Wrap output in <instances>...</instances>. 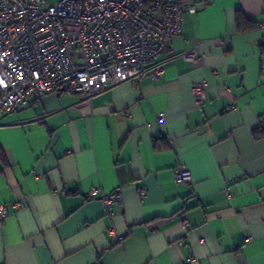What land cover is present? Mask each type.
<instances>
[{"label":"crops","instance_id":"1","mask_svg":"<svg viewBox=\"0 0 264 264\" xmlns=\"http://www.w3.org/2000/svg\"><path fill=\"white\" fill-rule=\"evenodd\" d=\"M184 1L194 59L172 37L157 81L47 92L0 116V264H264V0ZM237 11L256 27L238 30ZM93 187L120 205L106 213Z\"/></svg>","mask_w":264,"mask_h":264},{"label":"built area","instance_id":"2","mask_svg":"<svg viewBox=\"0 0 264 264\" xmlns=\"http://www.w3.org/2000/svg\"><path fill=\"white\" fill-rule=\"evenodd\" d=\"M195 12L196 3L184 0H0V116L60 88L89 101L122 82L134 80L138 87L145 75L157 81L168 39L192 42L196 50L182 53V58L197 56L199 40L182 34L185 16ZM206 86L204 80L191 85L198 106ZM172 172L176 183H190V170L177 160ZM146 195L144 187L138 189L140 199ZM87 196L99 197L108 214L121 203L117 191L93 187ZM13 206L20 208L22 202ZM7 213L0 205V218Z\"/></svg>","mask_w":264,"mask_h":264},{"label":"trees","instance_id":"3","mask_svg":"<svg viewBox=\"0 0 264 264\" xmlns=\"http://www.w3.org/2000/svg\"><path fill=\"white\" fill-rule=\"evenodd\" d=\"M235 21H236V27L240 31H245L247 29H252L256 27V23L254 21L247 19L241 11L236 12ZM260 134H264V129H261L259 127V131L256 132V136ZM0 158L4 161V157L1 153H0Z\"/></svg>","mask_w":264,"mask_h":264},{"label":"rangeland","instance_id":"4","mask_svg":"<svg viewBox=\"0 0 264 264\" xmlns=\"http://www.w3.org/2000/svg\"><path fill=\"white\" fill-rule=\"evenodd\" d=\"M55 1H57V0H48V3L52 4V3H55Z\"/></svg>","mask_w":264,"mask_h":264},{"label":"water","instance_id":"5","mask_svg":"<svg viewBox=\"0 0 264 264\" xmlns=\"http://www.w3.org/2000/svg\"><path fill=\"white\" fill-rule=\"evenodd\" d=\"M59 90H63V88H60Z\"/></svg>","mask_w":264,"mask_h":264}]
</instances>
